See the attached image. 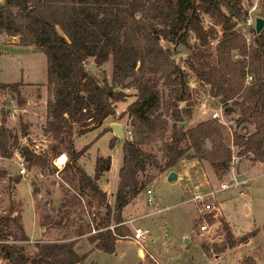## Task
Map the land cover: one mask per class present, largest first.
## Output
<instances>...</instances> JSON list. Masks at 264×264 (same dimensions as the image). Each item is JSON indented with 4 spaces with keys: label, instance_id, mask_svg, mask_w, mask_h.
Segmentation results:
<instances>
[{
    "label": "trees",
    "instance_id": "16d2710c",
    "mask_svg": "<svg viewBox=\"0 0 264 264\" xmlns=\"http://www.w3.org/2000/svg\"><path fill=\"white\" fill-rule=\"evenodd\" d=\"M242 1L0 0V32L16 37L19 46H33L47 62L46 119L42 126L47 143L38 148L33 139L21 143L20 136L29 135L28 125L20 117L18 133L5 124L3 113L0 156L12 158L17 151L28 170L35 167L40 173L69 170L77 186L72 198L79 200L86 195V204L102 208L104 217L102 221L92 217L78 224L64 238H39L28 251L9 241L10 237L29 239L21 221V200L12 194L7 211L0 213V258L8 264H81L90 249L79 252L77 241L92 229L95 231L86 235L91 249L114 252L116 240L130 235L122 209L154 179L155 174L147 172L151 167L161 172L181 157L197 158L208 161L222 178L235 155L261 162L264 169V29L259 34L254 31L253 42L248 43L235 28L234 19L246 13ZM260 6L264 7V0H260ZM203 14L211 20L209 28L204 27ZM190 34L195 43H189ZM162 39L190 50L185 58L187 68L201 85L208 86V93L220 104L235 103V125L251 124L250 131L240 132L211 116L185 124L192 116L193 104L189 75L173 57L172 48L160 43ZM109 60L110 79L101 70ZM89 64L95 66L100 77ZM21 84L0 82V89H9L20 105L24 102ZM160 85L167 88L165 97ZM131 86L136 89L135 98L118 117L129 118L132 138L122 139L119 180L110 205L98 179L109 170L111 156L97 155L93 174L87 173L79 158L90 143L75 148L74 137L115 116L116 103L125 101L124 88ZM117 139L114 135L109 144L114 145ZM156 141L161 142L157 148L160 156L143 147ZM63 153L67 158L59 169L53 161ZM4 175L0 171V177ZM7 178L14 189L22 175ZM60 222L55 221L57 228L63 227ZM221 223L225 242L217 250L246 243L256 234L253 228L235 235L226 221ZM201 246L209 251L204 243ZM235 264L258 261L247 254Z\"/></svg>",
    "mask_w": 264,
    "mask_h": 264
},
{
    "label": "rangeland",
    "instance_id": "374dc122",
    "mask_svg": "<svg viewBox=\"0 0 264 264\" xmlns=\"http://www.w3.org/2000/svg\"><path fill=\"white\" fill-rule=\"evenodd\" d=\"M243 9L246 10L245 15L235 20V28L238 29L247 39L248 43L253 42V33L255 18L262 17L264 19V7L260 6V0H243ZM203 24L205 28L211 26V20L207 15H202ZM219 27H217L219 33ZM264 29V28H263ZM188 41L190 44L195 43L196 39L193 35H189ZM160 43L172 48L173 57L188 73V81L191 86L192 92V116L186 118L185 124L190 125L196 121L211 116L213 109L222 111L226 123L232 125L240 132H247L252 129V125L242 123L235 125V117L238 115V108L232 101L226 104H220L216 97L208 93V86L201 85L200 82L194 77L191 71L187 68L185 58L190 50L183 46H173L170 41L160 40ZM215 40H212L214 46ZM2 39L0 37V81L13 83L20 80L21 77L25 80L26 71L37 68L38 72L45 61V56H34L20 48L3 47ZM32 50V49H31ZM89 68L91 65L89 64ZM23 69L24 72L21 70ZM101 70L107 74L108 79L111 75V61H107ZM100 77V72L96 69L92 71ZM22 83V82H21ZM21 89L24 87L22 83ZM160 89L165 97L167 88L160 85ZM127 93L125 101L116 103L115 116H108L103 119L100 125H105L109 121L114 122L115 119L125 122V126L129 125V118L124 115L119 118V113L124 109L127 103L134 99L136 89L134 87L124 88ZM21 93V92H20ZM25 97V94H20ZM16 105V106H15ZM39 105V104H37ZM21 105L17 104L16 96L9 89H0V117L9 114L12 109H16ZM35 107V105H33ZM38 108V106H37ZM225 110V113L223 112ZM13 111V110H12ZM14 112V111H13ZM15 113V112H14ZM16 115V113H15ZM16 120V118H15ZM7 122V121H6ZM12 124V123H11ZM9 124V125H11ZM16 132H20L19 121L12 126H8ZM37 127V128H35ZM41 123L38 120L35 126L28 127L31 139H35V143H47L45 136L41 131ZM169 133V132H168ZM96 133L92 136L89 134L78 136L75 139V145L82 147L85 143L89 142ZM119 138V137H118ZM110 135L102 134L97 137L95 146L90 150L91 156L95 149L98 148L102 154H111L114 160L117 159V151L119 142L115 141L114 145L109 144ZM29 140L28 137L20 136L21 143ZM117 142V143H116ZM160 141L154 143L144 144V148L157 153L160 152L157 148L160 146ZM36 148H38L36 146ZM234 154L236 147H233ZM17 151L14 158H5L0 156V171H4L5 175L0 177V213H5L8 209L10 202V195L14 194L15 198L21 201L22 214L21 221L25 232L29 235L28 240H13L9 241L23 245L26 250L31 251L34 248L35 239H55L64 238L75 230V227L92 217L95 220H103V209L99 206L89 207L86 204L88 197L82 195L79 200L73 199V195L77 190L76 179H71V172L69 170H62L54 173H40L37 168L33 167L28 170L25 165V171L20 172V160ZM64 154V153H63ZM235 156V155H234ZM57 158V157H56ZM55 158V159H56ZM54 159V160H55ZM56 166L55 162L53 161ZM210 164L207 161L200 160L196 166L191 169L193 176L192 184L197 183L199 174H204L207 178L210 187L219 186L221 183H232L234 180L226 173L222 178H218L216 174H212ZM231 166L235 167L237 173V186H230L227 188L219 189L215 194L216 198L211 199L212 203L216 206L214 212L203 214L200 212V204L198 202L184 201L187 195L184 193V184L182 178L178 181L170 182L167 178L156 177L146 187L153 188V195L156 204L150 205L147 202L146 187L140 191L135 201L130 202L123 213L127 216L136 217L133 222L134 226L148 227L150 235L141 241L142 245L137 243L131 238L132 229L127 239H120L116 243V249L112 253L103 250H94L86 256L83 264H231L233 255H241V258L247 254H254L260 256L264 254L263 237L259 239L251 238L246 243H241L233 247H226L223 250H217V247L223 245L225 242L224 229L221 220H228L226 216L235 223L238 230L250 229L253 221L259 224L264 234V169L260 162L252 161L246 156L231 161ZM58 168V166H56ZM85 167L87 170L92 169V160H87ZM60 169V168H59ZM149 171H156L154 167L149 168ZM10 173V174H9ZM16 174H21L28 180L34 200L30 202V192L28 182L25 180L19 181V185L11 189V184L8 182V175L11 177ZM116 167L113 166L108 170V190L112 191L117 186L116 181ZM197 174V175H196ZM193 188V187H192ZM191 188V189H192ZM17 190V192H16ZM240 190L244 192L239 193ZM18 194V196H17ZM220 201L225 202V206L220 207ZM33 203L35 212L31 206ZM159 208L158 212L139 217L146 212H151L154 208ZM35 216L37 221L35 220ZM139 217V218H138ZM206 219L209 223L207 230L200 231L198 225L202 219ZM60 219L62 228H57L55 221ZM254 219V220H253ZM41 223H45L46 229L40 234ZM126 225V224H125ZM192 230V231H191ZM256 233L259 227L255 228ZM92 233L86 232L83 236ZM31 236V238H30ZM82 236V237H83ZM37 237V238H36ZM84 241V240H83ZM84 243V242H83ZM204 243L209 247V251H204L201 244ZM136 245L141 248L140 253H137ZM78 251L83 252V245L78 246ZM150 253L152 255H150ZM239 258L238 260H240ZM260 263L264 264V255L259 257ZM221 260V262H220ZM0 264H8L7 260L0 258Z\"/></svg>",
    "mask_w": 264,
    "mask_h": 264
},
{
    "label": "crops",
    "instance_id": "0c3cea01",
    "mask_svg": "<svg viewBox=\"0 0 264 264\" xmlns=\"http://www.w3.org/2000/svg\"><path fill=\"white\" fill-rule=\"evenodd\" d=\"M0 37L2 39V43H3L2 46L3 47L20 48V49H23L24 51H28L29 54H32L34 56H39V57H42V55H44L43 53L35 52L34 49H33V46L24 47V46L17 45L18 39L16 37L7 36L5 33H2V32H0ZM1 56H2V52H0V57ZM43 63L44 64L41 65V69L39 70V72H38L37 68L35 67V69H30V71H26L25 80L21 77L20 80H17L16 81V82H22L24 84V87L22 89H21V86H20V92H21V94L24 93L25 94V97H23L24 102L22 104H20L21 107L18 106L16 109L15 108L12 109L16 113V115L11 110V112H9V114H7L5 116V118H6L5 119V124L7 126H12L16 122V120L18 122L19 119H20V117H21L22 121L25 122L28 125V127L35 126V123L38 120L40 121V123H41L42 126L45 123V119H46V99H47V87L45 85L46 84V80H47V62H46V57H45V61ZM21 70L24 72L23 69H21ZM0 82H2V81H0ZM3 83H7V82H3ZM37 104H39V105H37ZM33 105H35V107ZM37 106H38V108H37ZM1 117H0V122H1ZM15 118H16V120H15ZM111 122L112 121H109L107 123L106 127L109 126V123H111ZM114 122L121 123L122 124V127H123V131H124L125 122H122L121 120H118V119L117 120L115 119ZM9 124H11V125H9ZM104 126L105 125H99V126H97L95 128H92V129L86 131L85 133H83L81 135H77V136L74 137V146H75V148H78L79 149L80 147H77L75 145L76 144L75 143V139L78 136H84V135H87V134H89L90 136H92L94 133H96L95 136L89 142H87V143H90V144H89L88 148L85 150V152L79 158V163L84 168V170L87 173H89V174H93V172H94V163H95L96 156L97 155H107V154L100 153V151L97 148V149H95V151L93 152V154L91 156L90 150L95 146V144L97 142V140H96L97 137H99L102 134H107V133L110 135V138L115 135L112 130H103L104 129ZM35 128H37V127H35ZM41 131H42V127H41ZM27 137L28 138L30 137L29 139H31V136L30 135H28ZM122 139L123 138H118L117 139V142H119L118 143L119 144L118 151H117V159L114 160V156L111 155V154H109L111 156V165H110V168H112L113 166L116 167V173H117L116 174V181H117V185H118V180H119V178H118V169H119V167H120V165L122 163V150H121ZM33 140H35V139H33ZM35 146H38V147L39 146H45V143H42V142L39 141V142L35 143ZM16 156H18L19 160H21L20 157H19V155L16 154ZM66 158H67V156H66ZM87 160H92V169L91 170H87V168L85 167ZM65 161H66V159H65ZM65 161L63 163H65ZM203 161H206V160H203ZM63 163L61 164V166L59 164H57V163H55V164H56V166H58L59 168H61L64 165ZM197 163H200V160H198L197 158L181 157L177 161V163L173 167H171L169 169H166V170L161 171V172H158V171H155L154 172V171H149V170L147 172L154 173L155 174L154 179H155L156 177L158 178L160 176L161 177L163 176L164 178H167L168 172L170 170H175L176 173H177V178H176L175 181H178L179 178H182L183 181L185 182V184H184V188H185L184 189V193L187 195V197H186V199H184V201L192 202V201H188V198H190V196L192 195V193H194V192H201L202 193V192L214 191V194H215L219 189H221L220 188V183L222 182V181H219L220 182L219 183V186L217 185V186H215V187L212 188V187H210L208 185L207 178L204 176V174L203 175L202 174H199L198 175V178H197L198 180H196L197 183L192 184L193 181H195V180L192 179L193 173H192L191 169H194V168H192V166L193 167L196 166ZM261 165L263 166V163H261ZM210 169L212 170V174L214 175L215 173H214V171H213V169H212L211 166H210ZM107 173H108V170L105 171V172H103L100 175V177L98 179V184H99V186L104 191H106V194H107V202L110 205H113V202H114V193L116 191L117 186L112 191H109L108 190V187H107L108 186V176H106ZM227 174L230 176V179H233L234 180L232 182L231 186H237L238 181L236 179L237 173L235 172V167L234 166H231L230 169L228 170ZM22 180H25V181L28 182V180H26V178L24 176H22V178L20 179V181H22ZM234 182H235V184H234ZM18 185H19V182L17 183V186ZM28 185H29V182H28ZM149 187H151V186H149ZM16 192H17V190H16ZM29 192H30V202H32V200H34V197H33V194L31 192L30 185H29ZM138 194H137V196L135 198H133L131 201H129L123 207L122 212H121L122 213V217H123V222L129 228H131V229L133 228V222H134V220H136V217L125 215L123 213V210L126 208V206L130 202L135 201L137 199ZM243 194H244V192H243ZM17 196H18V194H17ZM216 197L217 196L215 194V198ZM19 198H21V197H19ZM156 205H157V203H156ZM31 206H32V208H33V210L35 212V208H34L33 203H31ZM224 206H225V202L220 201V207H221V209ZM159 210H160V207L159 208L158 207L157 208H154L151 212H146V213H144V215L142 214L139 217H142L143 218V217H145L147 215H150V214H153L155 212H158ZM226 218H227V220L229 222L228 224L230 225V228H231L232 232L235 235H240V234H242V233H244L246 231H249V230H251L253 228L259 227V231L254 236L250 237L249 239L255 238V240L256 239H259L261 241L260 238H262L264 234L262 232V229H261L260 225L259 224L257 225V223L255 221H253L252 225L250 226V229H248V230H245V229L238 230L237 227L235 226V223L233 221H231V219L228 217V215L226 216ZM35 220L37 221L36 216H35ZM44 228L46 229V226L45 225L40 226V234H39V236L41 235V232L44 231ZM30 238H31V236H30ZM120 239H127V238H123V237L122 238H119V239L116 240V243ZM35 240H37V239H35ZM44 240H49V239H45L44 238ZM263 244H264V237H263ZM79 245H81V246L83 245V252L86 251V250H88V249H90V253L92 251H94V250H97V248L91 249L92 244L88 241L87 236H83V237H80L78 239L77 246H79ZM115 249H116V244H115ZM136 250H137V253L139 254L140 251H141V248L139 247V245H136ZM150 255H151V253H150ZM252 255H254V254H252ZM230 257L232 258L231 264H235L238 261V259L241 258V255H233V256H230ZM254 257H255V255H254ZM256 259L258 261V264H261L260 263V258L258 256H256ZM220 262H221V260H220ZM77 264H80V263H77ZM81 264H83V263H81Z\"/></svg>",
    "mask_w": 264,
    "mask_h": 264
},
{
    "label": "built area",
    "instance_id": "2783aa9c",
    "mask_svg": "<svg viewBox=\"0 0 264 264\" xmlns=\"http://www.w3.org/2000/svg\"><path fill=\"white\" fill-rule=\"evenodd\" d=\"M211 117L217 118L221 122L226 123V121L224 120V115H223L222 111H219L216 108L212 110ZM124 136L128 137V138H132V131H131V127L129 125H126L124 127ZM232 157H233V160L238 159L237 156H232ZM20 165H21L20 172L21 173L26 172L25 167L23 165V162L21 160H20ZM231 184L232 183H229V184L224 183V182L220 183V188L230 187ZM234 184H235V182H234ZM239 193H243V191L240 190ZM146 194H147V202L150 205L156 204V200H155L154 195H153V189L151 187L146 188ZM214 198H215L214 191L202 192V193L201 192H194V193H192L190 198H188V201L198 202L200 204V207H199L200 212L205 214V213H209V212H214V210L216 209V206L214 205V203H212V200H211ZM208 226H209V223L205 218L202 219L201 223L198 225L200 231L207 230ZM94 231H95V229L91 230V232H94ZM149 235H150V229L148 227L134 226L132 228L131 238L134 239L140 245H142L141 241L144 240Z\"/></svg>",
    "mask_w": 264,
    "mask_h": 264
},
{
    "label": "water",
    "instance_id": "95a60500",
    "mask_svg": "<svg viewBox=\"0 0 264 264\" xmlns=\"http://www.w3.org/2000/svg\"><path fill=\"white\" fill-rule=\"evenodd\" d=\"M264 28V19L262 17H256L255 18V25H254V30L256 34H259ZM91 70L95 71V66L91 65ZM181 104H183V102H181ZM181 123H184V121H182ZM109 127L111 128V130L113 131V133L118 136L119 138H124V131H123V127L122 124L119 122H111L109 123ZM30 138V137H29ZM177 178V173L175 170H170L168 172L167 175V180L170 182L175 181Z\"/></svg>",
    "mask_w": 264,
    "mask_h": 264
},
{
    "label": "bare ground",
    "instance_id": "6f19581e",
    "mask_svg": "<svg viewBox=\"0 0 264 264\" xmlns=\"http://www.w3.org/2000/svg\"><path fill=\"white\" fill-rule=\"evenodd\" d=\"M65 159H66V155L62 154L58 158H56L54 162L61 166V164L65 161ZM141 252L143 253V251H141Z\"/></svg>",
    "mask_w": 264,
    "mask_h": 264
}]
</instances>
